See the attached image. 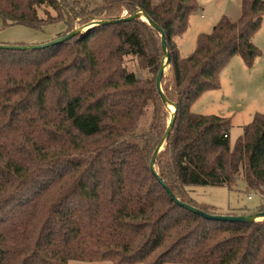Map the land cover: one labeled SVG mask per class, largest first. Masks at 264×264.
Segmentation results:
<instances>
[{
	"label": "trees",
	"instance_id": "1",
	"mask_svg": "<svg viewBox=\"0 0 264 264\" xmlns=\"http://www.w3.org/2000/svg\"><path fill=\"white\" fill-rule=\"evenodd\" d=\"M195 9L194 0H102L94 7L88 0H0L4 25L64 20L70 29L77 19L143 10L164 30L171 59L162 87L178 105L155 175L151 158L171 113L156 87L161 33L147 20L97 25L41 49L0 48V68H7L0 91L6 118L0 127V264H264V220L204 218L163 186L215 213L197 203L190 188L243 184L261 194L257 210H264V113H256L231 146L230 117L191 110L203 92L220 86L232 56L250 65L260 54L253 35L264 0H242L237 20L222 17L182 56L178 40ZM63 46L71 50L69 60L40 68ZM129 55L138 70L126 67ZM13 68L23 69L20 77Z\"/></svg>",
	"mask_w": 264,
	"mask_h": 264
},
{
	"label": "rangeland",
	"instance_id": "2",
	"mask_svg": "<svg viewBox=\"0 0 264 264\" xmlns=\"http://www.w3.org/2000/svg\"><path fill=\"white\" fill-rule=\"evenodd\" d=\"M91 5L99 6L102 0H88ZM196 9L191 13L189 25L186 32L178 40L182 56L189 55L197 44V36L200 33L212 32L219 20L226 16L231 20H237L242 12V0H194ZM54 14L55 12L52 11ZM127 12L124 13V15ZM98 20V19H92ZM91 21L72 22L69 29L64 20L57 23L45 24L40 27H33L27 24L4 25L0 17V43L7 45H39L50 42L59 36L82 27ZM87 26L86 28H88ZM86 31V30H84ZM254 44L260 49V54L254 62L248 65L240 55H234L222 67L219 75L220 86L203 92L191 105V110L197 114H215L230 117L232 125L229 131L230 144L234 146L244 131V126L250 123L256 113H264V18L259 29L253 35ZM47 54L42 59L50 57ZM56 56L47 59L40 68L54 61L71 57V50L63 46L55 54ZM39 57V58H40ZM125 64L129 70H138V60L134 56H126ZM7 68H0V91L7 85L3 73ZM17 77L23 73L22 68H13ZM169 67L165 70V79H169ZM29 78L28 76H23ZM12 90V85H9ZM56 94L51 96L52 102ZM174 107L167 106L171 113ZM6 123V118L0 116V127ZM51 131V130H49ZM7 134L13 136L11 130ZM5 135H0L3 137ZM18 134L15 133L13 143L16 142ZM3 142L5 139L0 138ZM16 139V140H15ZM20 139V138H19ZM19 142V141H18ZM6 143V142H4ZM1 166V165H0ZM230 188L227 185H197L190 188L191 197L199 204L208 205L211 211L217 214H251L257 212L261 204V194L253 190L248 191L243 184ZM10 187V186H9ZM8 187V188H9ZM7 190V188H6ZM5 194V191H4ZM7 197V195L5 196ZM261 211V210H260ZM264 220V219H262ZM69 264H111V261H71ZM138 264V263H125ZM165 264H191V263H165Z\"/></svg>",
	"mask_w": 264,
	"mask_h": 264
},
{
	"label": "water",
	"instance_id": "3",
	"mask_svg": "<svg viewBox=\"0 0 264 264\" xmlns=\"http://www.w3.org/2000/svg\"><path fill=\"white\" fill-rule=\"evenodd\" d=\"M136 17H141V18L147 20L155 29H157L161 33L162 49L164 52V57L162 60L161 67H160L158 74H157L156 87H157L158 93H159L161 100L164 103V105L166 107L168 105H170V106L172 105L174 107L173 111H171V119H170L168 128L165 132V135L163 136V138L160 140V142L156 146V148L153 152L152 158H151L150 168L155 173V175H157V172L155 170L156 158H157L159 152L163 149L165 141L169 137L171 128L174 125L178 105L176 103L170 101L167 98V96L165 95V93L163 91V87H162V79H163V76L165 74L166 67L169 65L170 59H171L170 52H169L168 47H167V42H166L164 30L155 21H153L151 18H149L148 15L143 10H138L131 15L123 16V17H120L117 19L93 20V21L87 23L86 25H84L82 27L75 28L74 30L66 33L65 35L59 36L58 38H56L50 42L44 43V44H39V45H10V46H4V45L0 44V48L6 47V48H11V49H17V50L41 49V48H45V47L50 46V45L63 43L66 40H68L71 37L78 34L79 32L84 31V30H88L94 26L106 24V23L129 21V20H132ZM87 26H89V27L86 28ZM160 181L163 183V181L161 179H160ZM163 186L165 187L166 191L170 194L171 198L176 203H178L179 205L185 207L186 209H188V210H190L196 214H199V215H201L207 219L234 221V222H254V221L264 219V210L257 211L255 213H251V214H233V215L232 214H217V213L206 212V211L196 207L195 205H192L190 203H187V202H184V201H181L180 199H178L177 196L172 192V190L165 183H163Z\"/></svg>",
	"mask_w": 264,
	"mask_h": 264
},
{
	"label": "bare ground",
	"instance_id": "4",
	"mask_svg": "<svg viewBox=\"0 0 264 264\" xmlns=\"http://www.w3.org/2000/svg\"><path fill=\"white\" fill-rule=\"evenodd\" d=\"M170 106V105H169ZM172 108V107H171ZM173 111V108L171 109Z\"/></svg>",
	"mask_w": 264,
	"mask_h": 264
}]
</instances>
